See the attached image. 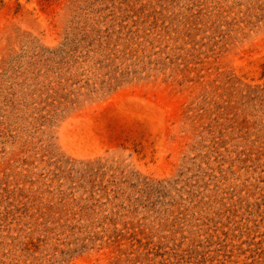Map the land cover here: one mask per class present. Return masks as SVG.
Instances as JSON below:
<instances>
[{
  "label": "rangeland",
  "instance_id": "374dc122",
  "mask_svg": "<svg viewBox=\"0 0 264 264\" xmlns=\"http://www.w3.org/2000/svg\"><path fill=\"white\" fill-rule=\"evenodd\" d=\"M0 264H264V0H0Z\"/></svg>",
  "mask_w": 264,
  "mask_h": 264
}]
</instances>
